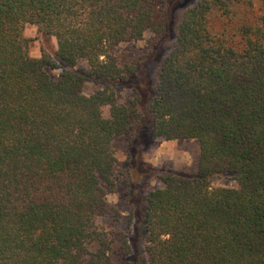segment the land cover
<instances>
[{"label": "trees", "instance_id": "trees-1", "mask_svg": "<svg viewBox=\"0 0 264 264\" xmlns=\"http://www.w3.org/2000/svg\"><path fill=\"white\" fill-rule=\"evenodd\" d=\"M178 2L0 0V264H264V0H190L175 29ZM27 24L57 58L31 55ZM147 32L146 56L117 55ZM160 137L198 140V169L144 189ZM122 139L128 215L107 197Z\"/></svg>", "mask_w": 264, "mask_h": 264}, {"label": "rangeland", "instance_id": "rangeland-1", "mask_svg": "<svg viewBox=\"0 0 264 264\" xmlns=\"http://www.w3.org/2000/svg\"><path fill=\"white\" fill-rule=\"evenodd\" d=\"M181 3L183 0H180ZM188 1L185 0V4L181 5L175 13V29L178 26L181 15L188 5ZM259 1V0H258ZM259 4V3H258ZM174 30V29H173ZM25 35L30 39V53L34 57H40L42 51L45 50L52 57L57 58V40L54 36H49L41 31L33 24H27L25 27ZM153 33L147 32L145 38L139 41L124 42L116 48L117 55L124 60H132L134 58H141L146 56L150 50L149 39L153 37ZM174 39V38H173ZM173 39H169L162 50V54L166 53L173 44ZM159 52V49H157ZM158 63L157 60H151L144 66L143 72L147 77L155 79V73ZM75 68H82L83 70H89V65L86 60H81ZM48 72L55 78H58L62 72L61 68H47ZM99 89V85L94 81L88 80L84 84L83 91L85 94H91ZM132 89L129 87H119L118 95L121 103L129 100L132 97ZM128 142L126 139H122L117 143V157L118 162L115 169V188L109 190L108 200L115 205L124 215H128L130 212L131 204L128 200V193L130 191L129 186V163H128ZM142 158L145 163L152 167L147 169L142 175L147 179H140L141 185L144 189L156 188L163 186V182L153 176V173L158 170L172 169L178 172L184 173H196L198 169V163L200 158V142L196 139H173L167 140L163 137L157 138L156 143L152 146L142 150ZM215 186H235V181L230 176L216 177L213 180ZM116 227L122 230H127V219L123 218L116 224Z\"/></svg>", "mask_w": 264, "mask_h": 264}]
</instances>
